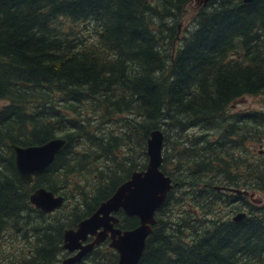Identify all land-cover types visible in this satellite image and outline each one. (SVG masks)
I'll return each instance as SVG.
<instances>
[{"label":"trees","instance_id":"1","mask_svg":"<svg viewBox=\"0 0 264 264\" xmlns=\"http://www.w3.org/2000/svg\"><path fill=\"white\" fill-rule=\"evenodd\" d=\"M243 96L264 97V0H0V264H54L61 232L144 168L154 128L172 187L136 264H264L255 196H264V151L252 161L247 146L264 142V110H231ZM56 136L64 144L52 163L22 183L10 145ZM85 173L94 182L83 179L82 190ZM38 187L62 195V209L34 208L28 196ZM73 190L79 198L68 206ZM117 216L121 230L138 223ZM34 218L47 221L39 228ZM20 231L32 232L31 246L2 251L4 233ZM108 241L77 264H115Z\"/></svg>","mask_w":264,"mask_h":264},{"label":"water","instance_id":"2","mask_svg":"<svg viewBox=\"0 0 264 264\" xmlns=\"http://www.w3.org/2000/svg\"><path fill=\"white\" fill-rule=\"evenodd\" d=\"M208 0H194L204 6ZM249 2L251 0H243ZM163 133L160 128L149 131L145 140L146 164L142 170L132 171L127 179L119 183L111 194L99 203L96 209L81 219L75 228L64 229L62 232V247L68 251H78L65 260V264L78 261L86 252L108 237V246L117 253L115 264H136L146 237L154 224V212L164 201L167 192L172 187L171 179L160 169L161 146ZM64 144L61 137H52L35 145L11 144L13 166L18 179L29 184L32 179L41 174L54 160ZM218 188V187H216ZM221 190L235 194L252 196L245 191L230 187H219ZM28 201L34 208L43 213H50L59 207L63 201L62 195L54 194L42 187L32 190ZM121 210L127 216H135L137 225L130 229L120 230L113 225L118 219L113 216ZM244 216L239 212L231 220H240ZM87 235L94 239L81 245Z\"/></svg>","mask_w":264,"mask_h":264},{"label":"rangeland","instance_id":"3","mask_svg":"<svg viewBox=\"0 0 264 264\" xmlns=\"http://www.w3.org/2000/svg\"><path fill=\"white\" fill-rule=\"evenodd\" d=\"M194 9H195L194 3H190L187 6V10L185 12V18L182 19V23H180V26H178V29H177V36L180 37L182 34H184L186 28L189 27L188 20L192 18ZM230 109L234 110V111H244L246 109L247 110H251V109L264 110V97H262V96H243V97H240V98L236 99L234 102H232L230 104ZM109 124L111 126L114 125L113 122L109 123ZM195 133H198V130L195 129L194 130V134ZM214 135L215 134L207 133L206 134V138H212ZM163 138H164V135H163ZM247 146L250 149H252V153H254L252 158H251L252 161L258 160L257 154H259V155L263 154L264 142H262L261 144H259V143L252 144V143L248 142ZM163 147H164V140H162L161 158H162V149H163ZM120 149H121V152H122L120 158L125 157V156L128 157L127 153L124 152L125 151V147H121ZM163 151H164V149H163ZM243 154H244V150L240 152L241 156ZM105 162L109 163V161H105ZM164 168L166 170H172L174 168V166H173V164H170V162H166L164 164ZM159 169H160V166H159ZM83 179H86L88 181L89 185L93 184L94 180L87 173L79 176V183H78L79 187L82 190H87L88 187H84L83 186ZM174 192L178 193L180 195V193L184 192V189L182 187H180V186H177L175 188ZM222 192L225 193V190L222 191ZM226 193H228V192H226ZM57 194H59V193H57ZM72 195H73V197H71L69 201H66V202H68V206L73 202V200L76 201L77 200L76 198H79L78 192L75 191V190L72 191ZM255 196L257 198H260V203H257V204H264V196L263 195H260V194L256 193ZM255 202H258V201H255ZM63 204H64V200L62 201V204L58 207V209H62V205ZM177 208L179 210L178 206H174L173 210H177ZM113 216H115L117 218L116 214H114ZM228 216L231 217V213H228ZM224 217H226V214L224 215ZM46 221H42L40 218H34L33 220L30 221L29 224H33L34 225L36 222H38L39 223L38 227L41 228L42 226L45 225ZM113 226L116 227V225H113ZM22 228H23V226H22ZM20 230H22V229H20ZM20 233H21V231L18 232L17 234H13V233H9V232L4 233V236H3V239H2V247H1L2 251H3V248H6L8 252L9 251H13V254H15V253L22 254L26 249H28V247L31 246V243H32V241L34 239L33 234H32V232L31 233L29 232L28 233V238L27 239H22V238H20Z\"/></svg>","mask_w":264,"mask_h":264},{"label":"flooded vegetation","instance_id":"4","mask_svg":"<svg viewBox=\"0 0 264 264\" xmlns=\"http://www.w3.org/2000/svg\"><path fill=\"white\" fill-rule=\"evenodd\" d=\"M249 2H250V1H249ZM34 225H35V226H38L39 223L36 222ZM93 239H94V236H92V235H87V237H86L83 241H81L80 244H81V245H85V244H87V243H90ZM100 244H101V242L98 243V244H94L93 247H92V249L89 250L88 252H86V253H85V254H84V255H83L78 261L71 262L70 264H77V263L83 261L84 259H86V258L88 257V255L93 251V249L99 247ZM77 251H78V249H75V250H73V251H68L67 248H63V247H62V232H61V250L57 253L56 261H55L54 264H65V263H64L65 260H66L67 258H70L71 256H73Z\"/></svg>","mask_w":264,"mask_h":264}]
</instances>
